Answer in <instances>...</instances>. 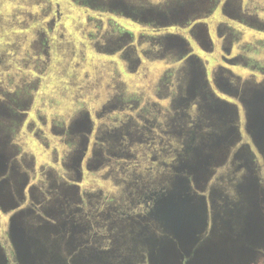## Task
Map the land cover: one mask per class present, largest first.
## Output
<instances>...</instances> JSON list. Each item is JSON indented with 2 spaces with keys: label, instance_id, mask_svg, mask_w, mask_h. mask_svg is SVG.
<instances>
[{
  "label": "rangeland",
  "instance_id": "1",
  "mask_svg": "<svg viewBox=\"0 0 264 264\" xmlns=\"http://www.w3.org/2000/svg\"><path fill=\"white\" fill-rule=\"evenodd\" d=\"M0 58L3 264H264V0H0ZM177 179L205 204L187 243L145 203Z\"/></svg>",
  "mask_w": 264,
  "mask_h": 264
},
{
  "label": "water",
  "instance_id": "2",
  "mask_svg": "<svg viewBox=\"0 0 264 264\" xmlns=\"http://www.w3.org/2000/svg\"><path fill=\"white\" fill-rule=\"evenodd\" d=\"M204 206L203 200L189 195V188L185 185V181L177 179L176 185H174L171 191L163 195L161 199L157 198L155 200L149 217L160 225L165 231L164 234L176 238L177 241L185 239L187 243V240L191 237L193 238L196 231L202 229L204 226L206 215ZM237 219L239 221V248L236 247L235 253L243 255L255 248L261 237L258 236L257 226L253 222V214L239 215ZM233 228L232 225H229V229L232 230ZM169 237H163V240H160L158 243L160 247L168 244ZM263 238L264 236L262 240ZM154 243H151V245H154ZM199 253L208 255L205 251H200ZM216 254L217 257H210L208 255L209 259L207 258V260L205 258L200 259L199 257V262H203L201 264H221L223 255H220L218 252ZM158 262L159 264H164L167 262V258H160ZM231 262L232 259L229 257L228 263ZM0 264H3L1 259Z\"/></svg>",
  "mask_w": 264,
  "mask_h": 264
},
{
  "label": "flooded vegetation",
  "instance_id": "3",
  "mask_svg": "<svg viewBox=\"0 0 264 264\" xmlns=\"http://www.w3.org/2000/svg\"><path fill=\"white\" fill-rule=\"evenodd\" d=\"M121 43H116V44H113V43H109V45L105 44V48L109 51V52H115V51H119L122 49L123 47V50L121 52V54L123 55V51H125L124 53L127 52V48L124 47L123 45V41L120 40ZM134 50V49H133ZM1 58H0V64H1ZM73 73V72H72ZM71 73V74H72ZM165 76H164V80H165ZM94 82L89 80V81H80L78 84H76L77 86V89H76V92H79L80 90H86V89H91V88H94L95 87V83L93 84ZM167 86H165L166 88ZM163 97H165V95H163ZM166 105H167V111L165 108H163V110L168 114L170 115L172 113V108L175 107L173 105V102L172 101H166ZM130 111H132L134 109V107L132 106L131 108H128ZM108 112V111H107ZM78 117V118H77ZM84 118V117H83ZM76 120L72 121L68 130H64L62 128H60L59 133H61L63 136H67V135H81L82 133L85 132L86 129H88L87 125H86V122L85 120H83L81 118V115L77 114ZM78 119V120H77ZM170 121V120H169ZM158 128V132L162 135H168L170 133L169 131V124L168 123H164L163 127L159 128V126L157 127ZM162 129H165L164 131H161ZM57 131V132H58ZM96 139V137H95ZM99 140V139H98ZM102 140L103 138L97 142L95 145L100 147L102 146ZM95 149L97 150L98 148H94L93 151L95 152ZM145 203H149L150 205L152 204V207L154 205V201L151 200V199H146ZM153 209V208H152Z\"/></svg>",
  "mask_w": 264,
  "mask_h": 264
}]
</instances>
